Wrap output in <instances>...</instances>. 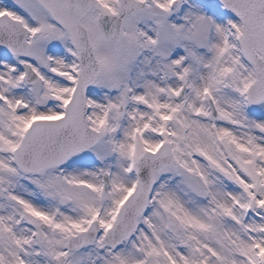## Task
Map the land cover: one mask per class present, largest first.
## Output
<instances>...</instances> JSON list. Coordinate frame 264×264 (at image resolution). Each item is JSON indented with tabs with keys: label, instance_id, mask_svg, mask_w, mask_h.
I'll return each instance as SVG.
<instances>
[{
	"label": "snow or ice",
	"instance_id": "obj_1",
	"mask_svg": "<svg viewBox=\"0 0 264 264\" xmlns=\"http://www.w3.org/2000/svg\"><path fill=\"white\" fill-rule=\"evenodd\" d=\"M0 264H264V0H0Z\"/></svg>",
	"mask_w": 264,
	"mask_h": 264
}]
</instances>
